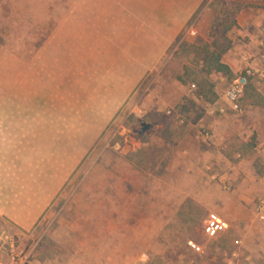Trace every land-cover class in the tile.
Here are the masks:
<instances>
[{
  "label": "rangeland",
  "instance_id": "374dc122",
  "mask_svg": "<svg viewBox=\"0 0 264 264\" xmlns=\"http://www.w3.org/2000/svg\"><path fill=\"white\" fill-rule=\"evenodd\" d=\"M213 1L0 0V264H264V230L247 226L264 109L220 111L178 79L208 54ZM215 4L264 24V0ZM212 77L225 94L232 81ZM253 137L254 156L227 155ZM211 213L249 218L210 237Z\"/></svg>",
  "mask_w": 264,
  "mask_h": 264
},
{
  "label": "trees",
  "instance_id": "16d2710c",
  "mask_svg": "<svg viewBox=\"0 0 264 264\" xmlns=\"http://www.w3.org/2000/svg\"><path fill=\"white\" fill-rule=\"evenodd\" d=\"M214 0L211 3L216 10V16L211 27L210 35L211 43L207 46L208 54L202 63L200 70L193 67L185 66L184 73L178 76L181 83L186 84L189 79L193 80V84L197 86V98L201 101L213 104L219 99L216 82L213 80V74H219L227 78L230 82L236 78V74L231 66L224 62L223 58L233 47V39L230 37L231 31L238 26V13L240 9H228L224 12L218 9V5ZM240 8V7H239ZM192 106L182 104L180 106V114H186L196 106V102L191 100ZM244 106H255L264 109V93H262L252 77L248 79V85L241 98ZM175 134L184 135V126H177ZM172 134L171 132L169 135ZM256 139L253 137L248 142L238 141L233 146L232 152L227 151V155L231 159H235L238 154L240 157L254 156L256 153ZM234 161H237L235 159ZM255 167L260 176H264V167L261 165L259 158L255 160Z\"/></svg>",
  "mask_w": 264,
  "mask_h": 264
},
{
  "label": "crops",
  "instance_id": "0c3cea01",
  "mask_svg": "<svg viewBox=\"0 0 264 264\" xmlns=\"http://www.w3.org/2000/svg\"><path fill=\"white\" fill-rule=\"evenodd\" d=\"M186 15H188L186 18L188 19L190 15L189 14ZM186 21H181L180 22L181 24H179L176 28H173L171 26L173 32L166 31L167 35L165 36L160 35L157 38L154 44L155 46H153L151 50L150 63L147 66V71L155 67L157 63L160 62L166 49L170 46L172 40L175 38L176 30L178 28L183 27L184 24L182 25V23H185ZM174 26H176V24ZM237 30L238 33L236 34ZM230 37L233 39V47L234 46L236 47L234 48L232 47V49L227 54H225L223 58L224 62L231 66V68L233 69L236 75L244 73L250 67L254 68L257 73L255 77L256 79L253 78V80L255 81L259 90H261V88L264 87L263 86L264 80L261 78L264 73V63L262 62L261 59V56L264 54V51L261 48V46L264 44V24L258 21V19H253L249 21V19L247 20L244 19L242 16H239L238 26L231 31ZM242 37L245 40H242ZM237 41L239 42L236 45ZM240 43H242V45H239ZM241 70L242 72L239 73ZM142 74L145 75V71H143ZM216 89L219 94V99L214 103V106L215 108L220 109V111H222L224 105L227 104L228 106H230V103L227 100L225 94L221 93L218 86ZM113 107H111V110ZM118 110L119 108L113 109V111H111L110 114L111 116L106 118L105 121L106 122L111 121L115 117V114L118 112ZM247 218L249 217H247L244 213H241L237 216H233L232 218H230V220L232 222L233 219H236L238 220V223H241L243 219H247ZM231 222H229V224H231ZM251 222H248L247 226L255 225V227L264 230V222L259 221L257 215H256V219Z\"/></svg>",
  "mask_w": 264,
  "mask_h": 264
},
{
  "label": "built area",
  "instance_id": "2783aa9c",
  "mask_svg": "<svg viewBox=\"0 0 264 264\" xmlns=\"http://www.w3.org/2000/svg\"><path fill=\"white\" fill-rule=\"evenodd\" d=\"M264 63V54L261 56ZM256 70L252 67L248 68L244 73L236 76L227 89L225 96L230 103V106L237 112L242 111L241 98L248 85L249 77L256 79ZM264 80V73L261 77ZM195 86V85H194ZM205 137L209 138L210 133L207 132ZM256 215L259 221L264 222V194L258 199L256 204ZM230 226L229 221L219 215L218 213H211L205 221L204 229L208 236L216 237L221 232L228 229ZM191 246L196 249H200L196 244L191 242Z\"/></svg>",
  "mask_w": 264,
  "mask_h": 264
},
{
  "label": "water",
  "instance_id": "95a60500",
  "mask_svg": "<svg viewBox=\"0 0 264 264\" xmlns=\"http://www.w3.org/2000/svg\"><path fill=\"white\" fill-rule=\"evenodd\" d=\"M141 126H142L141 129L138 131L140 135L149 130H154L156 126H159V123L143 122Z\"/></svg>",
  "mask_w": 264,
  "mask_h": 264
}]
</instances>
